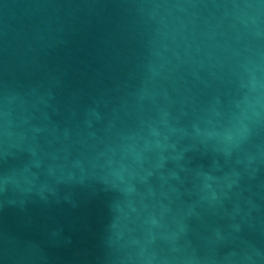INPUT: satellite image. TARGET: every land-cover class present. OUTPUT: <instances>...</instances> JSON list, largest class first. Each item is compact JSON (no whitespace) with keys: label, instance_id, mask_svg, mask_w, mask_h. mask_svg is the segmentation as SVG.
I'll return each mask as SVG.
<instances>
[{"label":"water","instance_id":"obj_1","mask_svg":"<svg viewBox=\"0 0 264 264\" xmlns=\"http://www.w3.org/2000/svg\"><path fill=\"white\" fill-rule=\"evenodd\" d=\"M0 264H264V0H0Z\"/></svg>","mask_w":264,"mask_h":264}]
</instances>
